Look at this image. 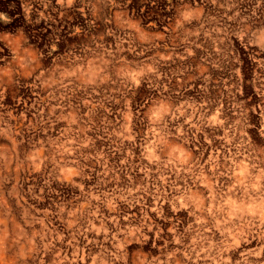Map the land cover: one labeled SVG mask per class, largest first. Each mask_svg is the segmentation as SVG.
Masks as SVG:
<instances>
[{
    "label": "rangeland",
    "instance_id": "1",
    "mask_svg": "<svg viewBox=\"0 0 264 264\" xmlns=\"http://www.w3.org/2000/svg\"><path fill=\"white\" fill-rule=\"evenodd\" d=\"M12 7L0 264H264V0Z\"/></svg>",
    "mask_w": 264,
    "mask_h": 264
},
{
    "label": "crops",
    "instance_id": "2",
    "mask_svg": "<svg viewBox=\"0 0 264 264\" xmlns=\"http://www.w3.org/2000/svg\"><path fill=\"white\" fill-rule=\"evenodd\" d=\"M24 1H26V0H24ZM2 4L5 6H2ZM13 4H15L18 7L19 5H21V0H0V16L5 14V12H1V10H3L4 8H7L8 9V15L11 18L9 20L10 25H12V23H14V19L16 18V16L14 17L13 14L11 13V11H13V7H12ZM22 8H23V4H22ZM7 9H5V10H7ZM8 32H10V34H7ZM2 38H4L5 40ZM19 38H20L19 37V29L17 27H14V28L10 27V29H8V30L0 29V59H18L19 58V56H18L19 49L17 46H14L17 43L13 44V41H17ZM20 39L22 41L21 47L27 48L28 44H29V43H27V44L25 43L27 41V37L20 38ZM12 44L14 47L13 50L16 52V54L14 53V58H13V52L11 50Z\"/></svg>",
    "mask_w": 264,
    "mask_h": 264
},
{
    "label": "water",
    "instance_id": "3",
    "mask_svg": "<svg viewBox=\"0 0 264 264\" xmlns=\"http://www.w3.org/2000/svg\"><path fill=\"white\" fill-rule=\"evenodd\" d=\"M117 123H115V119H113V121L111 122V130H114V129H119V127L117 126ZM142 148V147H141ZM139 149V150H137V159L134 161V162H132L131 164L132 165H129V167H131V166H134L135 167V169H137V167H142V166H144V161L142 160V156H143V151H142V149ZM130 164V163H129ZM122 184H123V181L122 182H120L119 184H118V186H122Z\"/></svg>",
    "mask_w": 264,
    "mask_h": 264
},
{
    "label": "bare ground",
    "instance_id": "4",
    "mask_svg": "<svg viewBox=\"0 0 264 264\" xmlns=\"http://www.w3.org/2000/svg\"><path fill=\"white\" fill-rule=\"evenodd\" d=\"M18 126V125H17ZM41 157V156H40ZM69 182V181H68Z\"/></svg>",
    "mask_w": 264,
    "mask_h": 264
}]
</instances>
